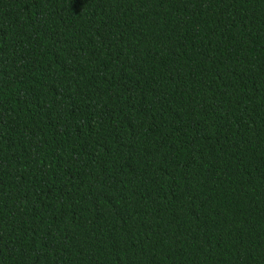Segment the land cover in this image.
I'll list each match as a JSON object with an SVG mask.
<instances>
[{
  "label": "trees",
  "instance_id": "trees-1",
  "mask_svg": "<svg viewBox=\"0 0 264 264\" xmlns=\"http://www.w3.org/2000/svg\"><path fill=\"white\" fill-rule=\"evenodd\" d=\"M0 264H264V0H0Z\"/></svg>",
  "mask_w": 264,
  "mask_h": 264
}]
</instances>
